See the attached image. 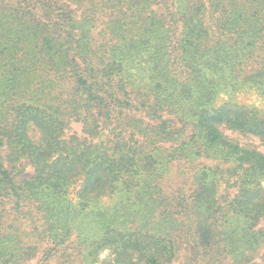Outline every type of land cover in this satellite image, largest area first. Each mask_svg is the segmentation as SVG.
I'll list each match as a JSON object with an SVG mask.
<instances>
[{
	"label": "trees",
	"instance_id": "obj_1",
	"mask_svg": "<svg viewBox=\"0 0 264 264\" xmlns=\"http://www.w3.org/2000/svg\"><path fill=\"white\" fill-rule=\"evenodd\" d=\"M246 88L264 0H0V264H264Z\"/></svg>",
	"mask_w": 264,
	"mask_h": 264
},
{
	"label": "rangeland",
	"instance_id": "obj_2",
	"mask_svg": "<svg viewBox=\"0 0 264 264\" xmlns=\"http://www.w3.org/2000/svg\"><path fill=\"white\" fill-rule=\"evenodd\" d=\"M225 98V96H223ZM237 100L239 103L247 105L249 107H257L259 109L264 110V99L260 96V94L253 89L250 88H246L244 90H242L238 95H237ZM221 101V100H220ZM82 129V126L80 123L78 122H73L70 124V126L68 127V132L70 133H80ZM33 174V168L30 165H25V170L23 172V174L21 175L22 177H30ZM263 186H264V181H263ZM79 186H77L76 188L72 189L71 191V197L75 200L76 199V193H75V189H77ZM101 203L104 205H109L112 204L116 201V197L114 195H105L103 197H101L100 199ZM26 227H31L30 223L28 222L27 226H26V222H25V228ZM107 254V252H103L101 254V258L105 257ZM37 263V259H33L31 260L29 263L27 264H36ZM178 263V262H177Z\"/></svg>",
	"mask_w": 264,
	"mask_h": 264
}]
</instances>
